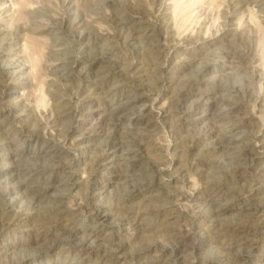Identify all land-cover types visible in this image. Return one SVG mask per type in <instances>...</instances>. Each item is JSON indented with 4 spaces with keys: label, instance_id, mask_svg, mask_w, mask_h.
Returning <instances> with one entry per match:
<instances>
[{
    "label": "rangeland",
    "instance_id": "rangeland-1",
    "mask_svg": "<svg viewBox=\"0 0 264 264\" xmlns=\"http://www.w3.org/2000/svg\"><path fill=\"white\" fill-rule=\"evenodd\" d=\"M83 34L87 39L82 40ZM229 40H233L238 51L251 46L254 56L246 63L228 61L220 48L227 50L223 45ZM5 48L8 56L0 58V112L5 114L0 117V124L5 132L0 134V141L8 146L0 152V170L6 172L18 165L25 170L15 182L22 186L15 191L10 190L8 177L0 176V264H26L24 257L37 255L39 250L24 246L30 239L24 231L35 230L31 226L36 227L37 233L51 232L68 218L66 225L84 229V234L89 235L104 215L109 216V221L101 231L99 242L86 246L83 252L57 248L30 264H227L220 246L201 239L215 219L204 218L196 200L212 193L214 186H221L222 199L215 197L221 205L235 203V209L221 217L224 227L244 223L241 226L250 224L254 228L255 247L234 250L235 254L246 256L247 260L240 264H264V209L253 204L254 196L262 190L258 184L260 176H264L256 170L258 162L264 160V0H0V52ZM187 49L202 54L194 61L192 56L183 54ZM88 57L120 64L123 78L112 72L107 77V90L91 95L89 79L81 72L86 67L84 58ZM183 60L193 64L173 73L172 65ZM18 62L21 73L9 69ZM203 63L212 66L204 76L199 73ZM245 68H251L260 79L251 86L252 95L234 98L228 90L247 85L242 71ZM140 70L148 77V89L144 92L148 100L144 108L151 115L148 129L151 145L138 154V166L144 173L125 176L120 185L110 186L103 194L96 193L95 198L89 199L82 186L89 176L96 174L94 156L105 153L106 140L102 137L106 131L111 133L100 107L103 109L126 94H134V78ZM204 78L206 82H202ZM215 78L223 80L227 89L211 100L231 98L237 109L235 117H241L244 112L252 118L236 134L238 138H247L245 143L252 149V156L240 162L242 166L224 153H208L201 145L199 136L210 124L212 112L206 107L198 110L202 121L190 125L185 111H194L193 105L189 102L187 108L180 109L186 96L196 91H211L213 87L208 80ZM89 95L93 97L91 104L86 103ZM60 105L76 114L65 122L63 134L53 128ZM87 105L97 110L96 118L106 128L99 141L88 144L98 146L94 152L82 146L78 136H68V131L65 132L82 125L79 115ZM10 106L19 110L26 106L27 113L19 110L11 113ZM227 123L218 124L221 134L228 135ZM132 130L130 121L121 130H112L113 136L128 142L122 155H129L135 149L131 146ZM45 143L65 153L61 170L54 174L51 169L55 162L37 155ZM106 150L112 159V152ZM22 151L18 158L8 155ZM112 161L131 171V161ZM235 168L240 169L236 176H244L245 180L236 183L228 178L235 174ZM33 170H48V173L31 176L29 172ZM104 173L97 172L98 179H112ZM42 180H55L58 186L51 191L49 201L40 203L30 190L36 185L32 181ZM59 182L70 185L61 186ZM141 182L148 183L150 190L141 197L130 198V191L137 188L132 185ZM170 206L178 211L179 217L168 225L185 240L187 249L183 248V260L179 262L171 251L175 243L150 233L159 218L144 217L143 223L149 228L146 234L134 228L135 215L140 211L156 213ZM241 210L245 217L239 215ZM128 218L132 222L125 221ZM128 241L130 247H119L121 242ZM150 245L153 247L148 251ZM135 251L148 253L136 261L132 257Z\"/></svg>",
    "mask_w": 264,
    "mask_h": 264
},
{
    "label": "bare ground",
    "instance_id": "bare-ground-1",
    "mask_svg": "<svg viewBox=\"0 0 264 264\" xmlns=\"http://www.w3.org/2000/svg\"><path fill=\"white\" fill-rule=\"evenodd\" d=\"M236 7H237V5H236ZM126 27L127 26H123V28H125V29H126ZM153 37L154 36H150L149 38H153ZM156 37L157 36H155V38ZM90 38L91 37H89V41H90ZM83 39H87V36L84 34L82 35V40ZM156 39H158V37ZM226 42H227V44L223 45V47L227 48V50H224V48H222V49L220 47L219 48H220L221 52L223 51L222 52L223 56L225 59H228V61L229 60L234 61L236 59L242 63H244V62L246 63V61L250 60L254 56V52H253L251 46L248 47V49L246 51H238L235 48V43H233V40H229ZM230 48H231V51H229ZM7 49L8 48H5L3 51L0 52V58L1 59H4L8 56L7 53H9V51ZM183 54H187L188 56L189 55L192 56L194 58V61H195L197 58L196 56H201L202 51L190 52L187 49V50L183 51ZM187 55H184V56H187ZM84 59H85V63H86L85 66L86 67H83L81 72L85 78L89 79V81H88L90 83L89 89L91 88V90H90L91 92L90 91L89 92L91 95L92 94L93 95H99V94L104 93L107 90V86H108L107 77L110 74H112V72H116V74L120 75L121 77L123 75L122 74V66L116 62L106 61V60L98 59L95 57L94 58L88 57V58H84ZM190 61H192V60H190ZM15 64L16 65L13 64V66L10 67L9 69L13 68V69H15V71L17 70V71H19V73H21L22 72L21 65L19 64V62L15 63ZM192 64H193L192 62H187L184 60L183 61H177L176 63H174L172 65L171 71H173V73H175V72L180 73V71H183L184 69L190 67V65H192ZM211 67L212 66L210 63H205L203 65V68L201 67L202 70L199 71V73L204 76V73L209 71ZM0 68L2 69V67H0ZM4 69L5 68H3V71H5ZM250 69L245 68L244 70H242L243 74L245 75L244 80L246 81V84H247L245 87H242V86L241 87H233L232 90H228V92L234 98H239L240 96L243 97L244 95H247V96L252 95L251 86L254 84V82L257 79H260V78H259V76H257V74H255L254 71H251ZM123 72H125V71H123ZM101 75L104 76L105 78L104 79L102 77L100 78ZM129 80H131V79H129ZM134 81L136 84V86H135L136 90H135L134 94H126L124 98L119 99L117 102L109 103L105 107H102L103 109H101V107H100V111H101V113H103L101 115L104 119V123H107L106 128L110 129L111 133H112V130H121L125 126V123H127L128 121H130L132 123L133 130L130 132V134H131V136L134 137V138L132 137L134 140L132 139L133 142H132L131 146L134 147L135 149L131 150L129 155H127V154L122 155L121 154L122 149H124L128 143V142L126 143V141L124 142L123 137L117 138V137L112 135L114 132L111 134V133H107V131L103 135L104 131H102V130H104L105 127L103 128L101 125L102 122L99 121L100 119L96 118L97 117V114H96L97 110L92 105L84 106L83 111L79 115V117L81 118V121H82V125L79 128L78 127H70V128L65 130V132L68 131V136L69 135L78 136L79 139H77V140H79V143L82 146L86 145V147H88L87 149L89 151L91 150V152H94L95 150H97L98 146L97 147H95L96 145H93V146L89 145L88 146V144L99 141V139H101L102 135H103L102 138L106 140V145L104 144L105 145V151H104L105 153L104 154L101 153V155H99V156L97 155V157L94 156L93 162L95 164L93 163L94 164L93 168L95 169L96 174L89 176L90 177L89 180L82 186V187H85V190H86L85 192H86V195L88 196L89 199L95 198L96 193H99V195L103 194L110 186L120 185V182L125 180L124 179L125 176H138L139 175L138 172H140V171H141L140 174L144 173V171L141 170L140 167L138 166V162H139V155L138 154L140 152L142 153L144 151H147L151 145V142L149 141L150 139H149V133H148L149 132L148 129L150 128L149 124H150L151 115H149L150 111L147 110V108H144L145 104L148 100V98L145 97L146 95H144V92L148 89V83H147L148 77H146V74L145 75L142 74V72L140 70V71L136 72ZM208 81L211 82L213 89L211 91H196V92L192 93L190 96L189 95L186 96L185 100H183V102L180 103L181 104L180 109L187 108L186 106L189 104V102H190V104L193 105L194 111H191L190 110L191 108L189 109L190 111H188V112L185 111L186 115L189 118L188 123L190 125H194V124L202 121V118H199V116L197 115L198 110L206 107L207 111L212 112V116H211L212 118L210 117L211 120L209 119L210 124L207 125L205 127V129L201 130V133L199 136L201 145H203L205 147V149L208 151V153H213V152L214 153L215 152L224 153L225 156H228V157L234 159L236 162H239V164H240L241 161L246 160L247 158L249 159V157L252 156V149L248 148V146L246 145L247 143H245L247 138H245V137L238 138L236 136V134H238L240 132V130L242 128H244V126L250 124L252 118L249 116V114H244V112H243L244 115L243 114H242V116L240 115L241 117H238V118L235 117L236 115H234V114L236 113L237 109L233 106L234 104L232 105V103L230 102V101H232L231 98L228 101V100H224V99L219 100V97H218V99H215L212 101L211 99L215 98V95L218 92L219 93L221 91L224 92V90H226L227 87L225 88L224 84L222 83L223 80L221 81V80H217L215 78V79H211ZM202 82H206V78H204L202 80ZM1 97L2 96H0V100H1ZM57 99L60 100V98H58V97H57ZM92 99H93V97L91 98V96L89 95L86 103L91 104ZM233 101H235V99H233ZM192 105H190V106H192ZM57 108H58L57 116L55 115L56 119L53 118L55 121L54 122L52 121L53 126H54L53 128L57 132L62 133V132H64L65 122L67 120L70 121V119H73L76 114L73 113L74 111L71 112L72 110L70 111L69 109L63 107V105H60ZM9 110H10V112L11 111L13 112V110L15 111V110H19V109L17 107H11V108H9ZM19 111H22V113H24L27 111V107L25 106L24 108L20 109ZM171 114L172 113H170V115ZM4 115H5L4 113L0 112V117H2ZM238 115H239V113H238ZM5 117L7 118V115ZM20 118H21V116H20ZM28 119H30V118H28ZM28 119H26V120H28ZM30 120H29V122H30ZM225 121L229 122V124L227 123L229 125L227 127L228 129L225 132L228 135L221 134L218 130L220 127V125H218V124L225 122ZM40 125H42V124L40 123ZM50 125H51V123H50ZM4 130L5 129H4L3 124H0V134ZM241 133H242V131H241ZM26 136H27V134H26ZM34 136H36V134ZM22 137H24L23 134H22ZM29 140L30 139H28V141ZM49 144L50 143H45L44 145H42V148L40 149V151L38 152L37 155H39V157H41V156L47 157V158L49 157L50 160H53V162H55L56 166L53 168V170L51 169V172L54 174L56 170L57 171L61 170L60 167H62L63 161H64L62 159L65 158V157L62 158V156L65 153L61 149H59L57 146H53V145H49ZM9 145H11V144H9ZM7 146H8V144L4 145V143H1V141H0V152L4 151ZM106 149H108L110 152H112V159H124V160L131 161L132 162L131 171L124 170L121 167L115 165V163L112 161L111 157H109V154H106V151H107ZM136 149H137V151H135ZM22 153H23V151L21 153H10L8 155L13 156L14 158L15 157L18 158V157L22 156ZM240 166H242V165L240 164ZM66 168L67 167H65V169ZM23 170H25V169H24V167H21V165L14 167V169H12V170L9 169L6 172H4L3 169L0 170V176H7L8 177V183L11 185V189H10L11 191H15V190L21 188L22 185L20 183L18 184L15 182L19 178V176L23 175L22 174ZM239 170H240L239 168H235V170L233 171V173H235V174H233L232 176H228V178L231 181L236 182V183L241 182L242 179L245 180V178H243L244 176H236V174H238ZM256 170L259 171V173L260 172L264 173V160L263 161L261 160L258 162ZM97 172L99 174L100 173L105 174L104 172H107V174L110 175L112 179L100 180L97 177ZM47 173H48V170H43V171H34L33 170V171L29 172V174L31 176L32 175L46 176ZM260 178H261V180L259 179L258 184H260L262 186L261 187L262 190H260L256 194V196H254L253 204L257 208L264 209V188H263L264 187V176H260ZM32 183H33V185L34 184H36V185L30 191L32 193H35L34 198H35L36 202H40V203L43 200L49 201V199L52 198L51 191L55 188V186H58V185H56L57 181H55V180H53V181L52 180L51 181L42 180V181H36V182L32 181ZM143 183L142 184L136 183L133 185L130 184V186L132 185V186L137 187V188L133 187L134 190L132 192L130 191V198L133 199V198L141 197L147 192V190L150 188V185L148 183L147 184H143ZM59 185L68 187L70 184H68V182H63V183L59 182ZM211 190H212L211 191L212 193H208V194L206 193L207 196L205 198L201 199L199 197L196 200L197 209H198L199 213L204 218H207V219L214 218L215 219L214 221L212 220L211 224L208 227V232L205 233V236H201V239H203L202 241H205L207 243H215L218 246H220L223 249L222 250L223 254H225V257L227 258V264H240L241 261L247 260V259H245L246 256L235 254L234 250L237 248L241 249L242 247L249 250V249H253L255 247L257 237L254 234V232H255V231H253L254 228L249 223H248L249 225H244V226H241L242 223H240V226H237V227H228V226L224 227L223 222L221 221V217L223 215H225L226 213L234 210L235 209V203L232 202V203H227V204L221 205V203L218 202V200H215V197H217L218 199L221 198V196H219L222 192L221 186H216V187L214 186V188ZM208 208H210V209H208ZM238 212H239L240 216L245 217V215H243V210L238 211ZM152 215L153 216L155 215L157 218H159V221L157 222V225L154 226L155 228H153L150 231V233L173 241L175 244L173 245V247H171L172 254L177 256L178 262L182 261L184 249L187 250L186 248H184V241L185 240H182V238H180L178 236L175 229L168 225L169 222L172 223L173 221H175L179 217L178 211L172 206L167 207L163 210H160L156 213L150 212L147 209L140 211L139 213H137L135 215L136 217L134 219L135 220L134 221V228L136 230H138L141 234H146L148 231L147 230L148 226H147V228L145 227L143 220H144V217L152 216ZM108 217L109 216L104 215L102 218H99L98 225H96V228L92 232H90L89 235L84 234V233H86V230H84V229H78V227L72 228V227H69L68 225H66L65 221H67V219H68L67 217H66L67 219L63 223H59L57 226H55L56 228L55 229L53 228L54 229L53 231L50 230L51 232H49V230L48 231L39 230V233H37L36 227L31 226L35 230H30V229L28 230L27 229L26 231H24L26 233L25 235H27L30 238L28 241L25 242L24 246L27 247L29 250H31L34 247L37 249V252H38V250H39V252L37 253L36 256L30 254V255H27L26 257H24L23 263L30 264L34 260H36L37 258H41L43 255L49 254L50 252H52L53 250H55L57 248H63L64 247L68 251L69 250H76L78 252L85 251L86 246L88 247L89 245L95 244V242L98 241L100 234H101V231L103 230V227H105L109 221ZM125 221L132 222L130 218H128ZM12 224H15V222H13ZM18 225H20V224H18ZM10 227H12V226H10ZM252 237H255V239L254 238L251 239ZM130 245H131V242H129V241L128 242H121L119 247L123 249L126 247H130ZM152 247H153V245H150L148 251H150L152 249ZM155 249H156V247H155ZM143 251H138V252L135 251V253H133L134 256L132 255L133 260L139 261L144 257V255H146L148 253V251H145V252H143Z\"/></svg>",
    "mask_w": 264,
    "mask_h": 264
}]
</instances>
